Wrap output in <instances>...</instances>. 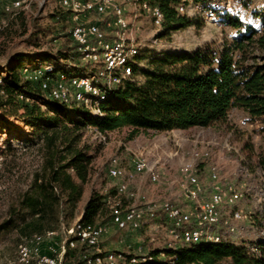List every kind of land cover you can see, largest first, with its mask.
I'll return each instance as SVG.
<instances>
[{"label":"trees","instance_id":"obj_1","mask_svg":"<svg viewBox=\"0 0 264 264\" xmlns=\"http://www.w3.org/2000/svg\"><path fill=\"white\" fill-rule=\"evenodd\" d=\"M149 1L163 13L156 37L195 21L176 14L174 0ZM211 12L216 21L232 29L230 39H223L218 49L206 43L192 51L157 55L150 67L136 69L134 65L130 78L110 86L96 82L103 91L98 103L100 113L75 101L54 99L40 89L37 81L22 75L24 67L51 66V75L61 73L67 77H89L98 70L97 64L81 60L74 49L67 32L66 11L60 9L50 15L54 26L33 24L34 42L41 35L53 33L51 40L59 38L60 43L54 50L14 51L0 65V127L8 131L16 123L22 129L27 128L21 134L18 132L17 139L23 147H37L41 153L39 167L33 170L16 206L11 208L12 214L17 212L15 220L2 222L0 229H15L25 239L55 230L61 223L68 225L74 219L83 185L93 173L94 152L81 142L86 126L103 134L126 128L132 136L138 130L162 132L206 127L223 120L234 109L256 122L264 133V6L253 8L247 20L219 9ZM254 50L260 54L252 55ZM140 55L139 48L136 61ZM259 165L264 171V157L259 159ZM102 185L89 189L79 213L80 222L101 224L104 219L109 222L106 198L116 193L115 188L112 193L106 192ZM119 196L124 200V194ZM239 242L222 239L179 243L173 248L166 242L162 248L149 250L144 261L127 260L125 264H171L170 260L173 264H218L224 259L230 264H264V254L252 257L244 250L243 241Z\"/></svg>","mask_w":264,"mask_h":264},{"label":"built area","instance_id":"obj_2","mask_svg":"<svg viewBox=\"0 0 264 264\" xmlns=\"http://www.w3.org/2000/svg\"><path fill=\"white\" fill-rule=\"evenodd\" d=\"M44 2L0 0V32L12 16L28 11L30 6L40 8ZM58 6L68 13L67 32L74 49L80 54L81 60L97 64V72L89 77H67L61 73L51 75V66H43L32 69V73L31 69L24 67L21 73L25 78L37 81L40 89L48 96L61 102L75 101L94 113H100L98 103L103 98V91L96 82L101 81L110 86L131 77L133 66L137 65L135 58L140 48L136 35L139 17H146L158 31L162 26L163 13L149 0H58ZM173 6L176 14L189 20L214 21L216 19L211 12L214 9L246 20L253 8L264 6V0H174ZM202 11H205L204 16H201ZM260 31L258 29L257 33ZM231 36L232 32L229 31L225 37L230 39ZM227 117H233L239 127L251 125L246 117L235 114L232 110L227 113ZM96 134L101 137L104 135L99 131ZM222 147L227 151L231 149L226 140ZM208 155V149H192L188 159L180 166L183 180L178 184V194L189 205L172 204L168 199L159 202L151 199L146 200L142 208H138L133 201L128 205H121L118 199L107 197L109 223L118 230H137L144 215L152 219L159 212L169 238L168 246L171 248L175 247L174 241L185 244L218 242L222 239L235 241L237 237H241L248 239L243 241L247 254L252 257L264 254V218L255 227L250 223L243 226L237 224L238 221L249 220V215L237 205L243 194L250 196L255 211L264 212L263 169L260 165H255L250 170L244 162H239L233 175L241 180L255 175L256 183L246 185L241 181L243 183L239 185H222L217 183V170L211 165L207 183H202L198 179L196 165L200 158ZM159 171L154 163L148 164L140 154L133 158L130 171L124 170L116 158L109 161L106 169L109 178L118 180L115 193L124 194L130 200H133L136 192L128 189L127 182L135 174L146 173L150 182L157 183L163 175ZM206 190L208 196L201 198ZM105 230L102 224L82 223L77 217L70 225L60 224L56 230H46L25 238L17 246L16 261L19 264H68L65 257L71 254V250L80 247L81 264H117L116 260L121 258L118 253L99 249V240ZM58 234L60 237L57 243L50 242ZM249 234L252 237H248ZM145 259L147 256L141 246L136 245L128 262H141ZM170 263L173 264L171 260Z\"/></svg>","mask_w":264,"mask_h":264},{"label":"rangeland","instance_id":"obj_3","mask_svg":"<svg viewBox=\"0 0 264 264\" xmlns=\"http://www.w3.org/2000/svg\"><path fill=\"white\" fill-rule=\"evenodd\" d=\"M44 1L40 8L30 6L28 11L23 12L16 18L9 19L10 21L8 20L9 24L4 27L0 36V65L14 51L35 53L36 51L54 50L59 46V38L55 42L51 40L54 36L53 33L41 35L37 42L33 40V34H31L33 24L38 27L53 25L54 22L50 15L60 10L58 0ZM204 15L205 11H202L201 16ZM137 26L139 28L136 35L138 36L141 55L137 59L136 69L150 67L153 57L164 53L192 51L206 43L212 44L218 49L221 41L228 39L225 37L226 33L232 32V29L216 20L204 22L201 19L191 21L189 25L170 31L161 37H156L157 30L146 17H139ZM251 53L254 56L260 54L257 50L251 51ZM256 60L259 61L257 58ZM32 71L31 69L30 72L32 73ZM232 111L243 117L246 116L240 111L234 109ZM247 122L251 125L239 127L233 117H226L206 127H190L183 130L173 129L162 132L138 130L132 136L129 135L128 129L121 128L107 132L102 137L96 134L97 130L94 127L86 126L83 130L81 142L88 144L90 150L94 152L93 173L89 181L83 185V192L77 204V210H75L77 214L74 219L79 217L81 205L87 200L91 187L100 188L102 181L101 189H105L106 192H109V190L111 193L114 192L118 180L111 179L106 174V169L112 158H116V161L120 163L124 170L130 171L133 158L140 154L148 164L154 163L157 170L162 171L163 175L157 183L150 182L148 175L146 177L155 194L147 195L134 188L130 189L136 192L133 200L127 199V197L122 200L120 196L118 197V194H115L114 197L110 196V198H120L118 201L121 205H128L133 201L138 208H142V204L146 200L152 199L155 202L164 199L169 200V197L166 198L167 195L172 196L179 202L177 197L178 184L183 180L179 170L182 162L188 159L192 149L200 151L208 149L209 151L208 157L200 158L196 165V173L202 183H207L208 170L211 165L215 166L217 174L223 162L232 164L233 168L236 167L237 163L244 162L252 170L255 165H259V159L264 157V133L259 131L256 122L249 120ZM14 125L15 127L8 131L0 127V224L10 218L15 220L17 210H14L16 212L14 215L11 208L14 209L16 206L17 197L25 189L31 173L39 167L41 161V153L37 147L25 148L21 141L17 139L18 132L21 134L27 128L22 129L16 123ZM224 140L231 146L229 151L222 147ZM158 165L160 166L158 167ZM220 170L224 169L220 168ZM137 175L140 174H135L132 180L135 179L136 184H141L142 181L136 178ZM252 179V185H254L256 183L255 175H252ZM132 180L127 182V186ZM217 183H220L219 175ZM168 187L171 188L169 192ZM163 194L165 198L159 200L154 196ZM243 204L249 205L250 209L243 207ZM182 205H189V202ZM237 205L238 208L249 215V223L252 227L257 226L259 220L264 218V212L252 211L255 209H253V202L248 195L243 194L242 200L238 201ZM73 220L68 221L66 224L70 225ZM100 223L106 230L99 240V249L118 253L121 258L116 260L117 264H125L128 256L133 254L136 245H140L143 252L147 254L153 248L164 247L165 243L169 241L164 230V224H161L162 216L160 213H156V219L153 220L144 215L140 228L137 230H116L113 225L107 222V219L100 221ZM61 224L65 225V223ZM59 237L58 234L57 238L52 239L50 242L57 243ZM248 237H252V234H249ZM23 240V235H20L15 229H0V264H19L16 261L17 246ZM240 240L247 241L248 239L241 237L235 239L237 242ZM173 246H179V243L174 241ZM79 252L80 247L71 250V254L65 257L67 263L81 264ZM162 256L160 255L159 258H163ZM218 264H230V261L224 259Z\"/></svg>","mask_w":264,"mask_h":264},{"label":"crops","instance_id":"obj_4","mask_svg":"<svg viewBox=\"0 0 264 264\" xmlns=\"http://www.w3.org/2000/svg\"><path fill=\"white\" fill-rule=\"evenodd\" d=\"M165 164V163H164ZM160 165H158L159 167ZM131 168H132V165H131ZM220 168L224 169V170H220ZM218 169V175H219V181L220 183L223 185V184H226V183H232V184H241V183H245L246 185H252V177H248V178H245L243 180L241 179H237L234 175H233V166L232 164H229L228 162H223V165ZM231 171V172H229ZM143 174V175H142ZM147 174L146 173H141L139 176L137 175L136 178H139L141 182V184H136V180H132L131 183L129 182L128 183V189H134V188H137L140 190V192L144 193V194H147V195H152V194H155L153 189L150 187L152 186L149 181L147 180ZM147 184H146V182ZM243 181V182H241ZM169 189L168 192L171 190L170 187H168ZM151 191V192H150ZM178 193V192H177ZM205 194L201 197V198H206L208 196V192L207 190L204 192ZM178 196V200L179 202L177 201V199L173 198L172 196L170 195H167L166 198L169 197V200L172 201V202H175V204H178V205H182L183 203H185L186 201L181 197L179 196V194H177ZM155 198H158L159 199H162V198H165L164 194L163 195H154ZM180 198V199H179ZM242 198L239 200L241 201ZM244 201V199H243ZM180 203V204H179ZM83 205H81V208H82ZM243 207H245L246 209H250V206L247 205V204H243ZM80 208V210H81ZM252 211H255V210H252ZM250 219V218H249ZM252 222V221H250ZM249 223V220L247 221H238L237 224L239 226H243V225H247Z\"/></svg>","mask_w":264,"mask_h":264}]
</instances>
